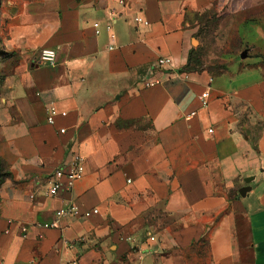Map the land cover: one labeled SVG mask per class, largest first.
Masks as SVG:
<instances>
[{
    "label": "crops",
    "instance_id": "0c3cea01",
    "mask_svg": "<svg viewBox=\"0 0 264 264\" xmlns=\"http://www.w3.org/2000/svg\"><path fill=\"white\" fill-rule=\"evenodd\" d=\"M212 4L20 3L2 41L0 264H264V60L187 69ZM249 29L263 39V23ZM49 104L66 112L52 124ZM74 153L84 171L46 195Z\"/></svg>",
    "mask_w": 264,
    "mask_h": 264
},
{
    "label": "rangeland",
    "instance_id": "374dc122",
    "mask_svg": "<svg viewBox=\"0 0 264 264\" xmlns=\"http://www.w3.org/2000/svg\"><path fill=\"white\" fill-rule=\"evenodd\" d=\"M23 1L0 0V105L5 98L2 82L10 57L2 47V41ZM196 21L198 39H195L194 45L197 49L191 53L188 68L206 69L218 74L225 70L231 59H239L241 54L259 55L264 60V37L258 39L259 34L252 29L247 31L246 37L239 32L245 22L264 25V0H213L211 9L202 12ZM248 42L255 45L250 46ZM261 63L264 64V61Z\"/></svg>",
    "mask_w": 264,
    "mask_h": 264
},
{
    "label": "built area",
    "instance_id": "2783aa9c",
    "mask_svg": "<svg viewBox=\"0 0 264 264\" xmlns=\"http://www.w3.org/2000/svg\"><path fill=\"white\" fill-rule=\"evenodd\" d=\"M134 19L139 24H142V25L148 24V20L141 15H137ZM94 25L97 26V23H95ZM106 28L110 31V37L113 38L114 35L111 32V25L107 24ZM55 56H56V53L53 49L43 48L40 52L39 61L51 63L55 60ZM164 63H165L164 58H158L155 66L156 65L161 66ZM154 82L155 80L150 79L148 77L143 78L144 86H149L153 84ZM200 103L202 106H206L208 104V93L206 91L200 94ZM59 113L61 115L66 114L65 111L59 112L57 108L55 107V105L49 104L47 107V116H46L47 122L49 124L54 123V118ZM190 114L192 115L194 114V112H191ZM208 131L211 132V129H209ZM60 132H64V129L61 128ZM66 166L68 167L67 171L64 170L65 167L63 166L54 171L53 179L51 180L47 188L46 195H49V196L55 195L59 186L62 185V182H61L62 178H66L68 185H70L74 179L79 177L84 171V157L80 155L79 153H74L69 159V162ZM263 174H264V169H263ZM32 196L33 195H30V198H32ZM77 213H78V208L75 204H70L66 207H61L57 210V215H76ZM8 222L10 223V221ZM50 226H54V223H51ZM150 238L153 239V237H150ZM83 239L84 237H80L78 240L81 241Z\"/></svg>",
    "mask_w": 264,
    "mask_h": 264
},
{
    "label": "trees",
    "instance_id": "16d2710c",
    "mask_svg": "<svg viewBox=\"0 0 264 264\" xmlns=\"http://www.w3.org/2000/svg\"><path fill=\"white\" fill-rule=\"evenodd\" d=\"M192 53V52H191ZM11 55V53H9ZM191 63V57L189 59V62L187 63V69H190L188 68L189 65ZM10 173L6 170L5 168V164L4 162L2 161V159L0 158V180L3 179L4 177L8 176Z\"/></svg>",
    "mask_w": 264,
    "mask_h": 264
},
{
    "label": "water",
    "instance_id": "95a60500",
    "mask_svg": "<svg viewBox=\"0 0 264 264\" xmlns=\"http://www.w3.org/2000/svg\"><path fill=\"white\" fill-rule=\"evenodd\" d=\"M241 56H244V54H241ZM247 181H249V180H246V182ZM247 190H249V186H243L240 190H239V192L241 193V194H244Z\"/></svg>",
    "mask_w": 264,
    "mask_h": 264
}]
</instances>
